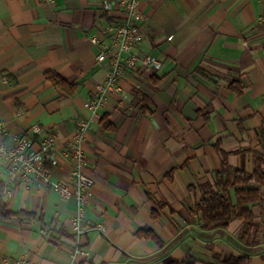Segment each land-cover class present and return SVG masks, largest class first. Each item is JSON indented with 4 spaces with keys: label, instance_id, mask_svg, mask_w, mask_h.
Returning a JSON list of instances; mask_svg holds the SVG:
<instances>
[{
    "label": "crops",
    "instance_id": "0c3cea01",
    "mask_svg": "<svg viewBox=\"0 0 264 264\" xmlns=\"http://www.w3.org/2000/svg\"><path fill=\"white\" fill-rule=\"evenodd\" d=\"M107 1L0 0V143L33 135V125L42 128L36 137L55 134L46 165L65 184L74 166L68 142L110 67L97 60L91 37L123 17L116 0L111 10ZM140 9L138 51L163 67L126 71L91 124L84 142L93 179L82 238L88 255L75 264H163L188 255L211 264L215 248L264 264V201L253 208L256 246L239 240L244 221L207 230L191 212L198 188L213 183L224 160L251 173L264 158V0H142ZM50 71L77 89L54 86L45 78ZM0 178L9 209L44 218L0 217V264H72L76 200L47 183L11 182L1 157ZM144 227L161 244L139 236Z\"/></svg>",
    "mask_w": 264,
    "mask_h": 264
},
{
    "label": "built area",
    "instance_id": "2783aa9c",
    "mask_svg": "<svg viewBox=\"0 0 264 264\" xmlns=\"http://www.w3.org/2000/svg\"><path fill=\"white\" fill-rule=\"evenodd\" d=\"M142 0H116L122 7L123 17L119 22L107 25L99 35L91 37V42L100 47L97 60L108 61L109 71L104 80L95 85L93 95L85 106L88 115L80 118L76 131L68 142L69 152L74 162L72 182L65 184L53 180L47 162L53 160L55 134L36 137L42 133L39 125L31 128L33 135L19 134L12 137L10 143H0V157L7 164L8 176L11 182L33 184L43 182L50 184L63 197H73L76 200V211L72 218L75 247L71 254L72 264L78 257H86L88 251L82 246V238L87 231L84 223L85 208L92 195L93 179L87 174V158L84 150L86 136L92 122L101 116V111L109 96L120 90L119 80L128 70L144 68L150 72H158L163 62L152 54L138 51L145 33L141 22L145 15L140 9ZM113 1L105 4L107 10L113 9ZM104 230V227H100Z\"/></svg>",
    "mask_w": 264,
    "mask_h": 264
},
{
    "label": "trees",
    "instance_id": "16d2710c",
    "mask_svg": "<svg viewBox=\"0 0 264 264\" xmlns=\"http://www.w3.org/2000/svg\"><path fill=\"white\" fill-rule=\"evenodd\" d=\"M45 78L54 86L60 87L65 91L72 93L77 89L75 83L69 82L58 72H47ZM144 101H148L146 96H142ZM148 106V104H146ZM149 109V108H148ZM108 129L114 126L110 123L105 125ZM264 158L255 160L253 172H247L243 168H235L223 161L222 167L214 174L213 183L203 184L198 189L201 197L191 208V212L200 216L201 225L204 229H225L236 219L245 223L239 240L246 244L256 246L259 244L257 239L258 227L254 224V206L261 205L264 201L261 188L264 187ZM197 187H190V190H196ZM6 189L5 182L0 178V217L4 219L17 218L19 220H34L36 218L44 220L43 216L38 217L34 213L25 211L14 212L9 209L4 200ZM138 235L153 239L158 244L161 240L150 227H144L138 231ZM253 235V238L251 236ZM253 251H258V249ZM264 258V251L261 253ZM213 258L216 260L211 264H246L250 260L247 255H227L218 248L214 249ZM198 261L191 255L184 260L178 261L167 258L163 264H197Z\"/></svg>",
    "mask_w": 264,
    "mask_h": 264
}]
</instances>
